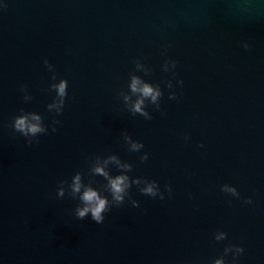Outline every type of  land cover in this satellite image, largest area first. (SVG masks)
I'll return each mask as SVG.
<instances>
[{
    "label": "water",
    "instance_id": "obj_1",
    "mask_svg": "<svg viewBox=\"0 0 264 264\" xmlns=\"http://www.w3.org/2000/svg\"><path fill=\"white\" fill-rule=\"evenodd\" d=\"M23 114L48 129L31 146ZM97 167L129 177L121 206ZM76 174L103 224L75 216ZM236 245L264 264V0H0V264H237Z\"/></svg>",
    "mask_w": 264,
    "mask_h": 264
},
{
    "label": "clouds",
    "instance_id": "obj_2",
    "mask_svg": "<svg viewBox=\"0 0 264 264\" xmlns=\"http://www.w3.org/2000/svg\"><path fill=\"white\" fill-rule=\"evenodd\" d=\"M243 47L245 50L249 49V45L244 44ZM163 55H167V50L162 53ZM48 61H45L47 64ZM177 61L169 60L165 63V70H168V65L171 64V67L175 69L177 67ZM181 86L183 85V81H177ZM141 84V81L137 78H133V82L131 84V89L133 92H140L144 99H150L153 104H157L159 99L162 96L161 91L153 87L150 84H143L142 87H138ZM54 89L57 92L58 97L60 98V104L56 105L58 108L63 110L64 100L68 96V82L66 80H60L58 84L53 85ZM171 87V85H169ZM23 90V86L21 87ZM144 99L139 100L133 108V111L136 113H140L143 115L147 120H151L152 117L149 116L146 112L143 111ZM169 99H177L175 93L169 96ZM51 107V106H50ZM159 107V106H158ZM55 123H59L56 121ZM12 128L16 133H19L23 137L26 138L27 144L31 146L34 141L38 143V140L34 139L41 134H47L48 129L43 126L41 122V118L34 114H23L13 118ZM52 131L55 132V126L52 127ZM125 139L130 140L131 138L125 134ZM187 139V137L185 138ZM143 143H133L132 150L138 151L140 148H143ZM203 147V145H201ZM148 160V155L145 154L141 157L142 162H146ZM128 170H131V166H127ZM95 174L102 175L108 180V187L112 194L113 200L116 202V206L119 207L123 204L125 197L128 195V190L131 188V183L129 182V177L126 175H118L115 178L109 177L108 174L104 171L103 168L97 167L94 170ZM64 181H60L59 184H63ZM134 183L137 185L140 184L139 180H136ZM147 186L141 189V194L150 196L153 199L159 197V199L164 200L165 197L163 194L159 192V185L156 181L146 182ZM71 191L74 195H78L81 201V206L77 207L75 210V216L80 220H85L86 218L91 217V220L94 221L96 224H103L105 221V214L111 210L109 201L102 197L98 191L93 189L89 185H85L83 183L82 177L80 174H76L72 178L71 182ZM167 191L169 195L171 194V187L167 186ZM222 191L230 192L232 195L239 198V193L235 188H229L228 186H224ZM64 190L63 187H60L57 191L58 198L64 197ZM246 204H252L253 201L249 198L244 201ZM139 207V204L135 205ZM226 238L225 233H221L216 239H224ZM237 256V264L239 261V256L244 254L245 249L242 246L236 245L233 246ZM232 248L226 249V251H231ZM215 264H223L222 260H217Z\"/></svg>",
    "mask_w": 264,
    "mask_h": 264
}]
</instances>
